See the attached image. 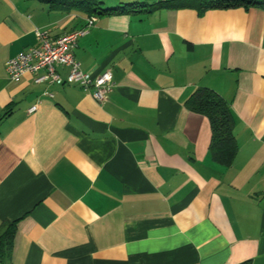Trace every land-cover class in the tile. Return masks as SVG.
I'll return each mask as SVG.
<instances>
[{
    "label": "crops",
    "instance_id": "0c3cea01",
    "mask_svg": "<svg viewBox=\"0 0 264 264\" xmlns=\"http://www.w3.org/2000/svg\"><path fill=\"white\" fill-rule=\"evenodd\" d=\"M104 1L128 9L96 16L73 48L93 77L113 73L99 103L77 83L11 80L6 66L38 46L36 29L55 39L92 16L0 0V228L15 223L7 263L264 264V9L145 13ZM199 88L231 107L230 165L211 153L209 118L187 106Z\"/></svg>",
    "mask_w": 264,
    "mask_h": 264
},
{
    "label": "trees",
    "instance_id": "16d2710c",
    "mask_svg": "<svg viewBox=\"0 0 264 264\" xmlns=\"http://www.w3.org/2000/svg\"><path fill=\"white\" fill-rule=\"evenodd\" d=\"M47 2L52 8H79L87 11L90 16H104L115 11H127L124 5L112 8L103 7L104 0H40ZM178 3L196 7L204 12L209 9H224L235 7H258L264 9V0H166L156 4L130 2V7H140V12H150L155 9L174 7ZM177 5V6H182ZM187 106L207 116L212 127L210 145L214 159L230 165L237 154V142L234 134V119L229 103L215 91L199 88L187 101ZM15 235V223L3 225L0 228V264H8L10 251Z\"/></svg>",
    "mask_w": 264,
    "mask_h": 264
},
{
    "label": "built area",
    "instance_id": "2783aa9c",
    "mask_svg": "<svg viewBox=\"0 0 264 264\" xmlns=\"http://www.w3.org/2000/svg\"><path fill=\"white\" fill-rule=\"evenodd\" d=\"M96 17H89L87 25L76 31L50 38L49 33L39 28L36 35L38 46L29 47L6 63L8 76L11 80H18L24 74L35 75V82L50 83H77L85 90H93V96L99 103H104L116 87L111 71L93 77L90 72L82 68L81 62L76 58L73 48L77 40L88 33ZM59 67L67 68L66 78L59 71ZM37 110V105L30 108V112Z\"/></svg>",
    "mask_w": 264,
    "mask_h": 264
},
{
    "label": "rangeland",
    "instance_id": "374dc122",
    "mask_svg": "<svg viewBox=\"0 0 264 264\" xmlns=\"http://www.w3.org/2000/svg\"><path fill=\"white\" fill-rule=\"evenodd\" d=\"M128 1H130V2H134V1H144V0H128Z\"/></svg>",
    "mask_w": 264,
    "mask_h": 264
}]
</instances>
